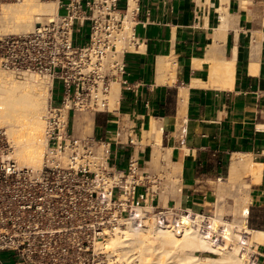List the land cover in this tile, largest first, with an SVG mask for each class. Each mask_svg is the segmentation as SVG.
<instances>
[{"label": "crops", "instance_id": "obj_1", "mask_svg": "<svg viewBox=\"0 0 264 264\" xmlns=\"http://www.w3.org/2000/svg\"><path fill=\"white\" fill-rule=\"evenodd\" d=\"M118 6L133 12L135 47L114 83L116 108L90 119L93 136L110 145L118 170L131 158L147 177L167 178L166 167L173 178L159 192V206L208 212L219 204L239 216L248 202L245 225L264 232V0ZM153 127L161 142L148 135ZM231 166L234 183L227 182ZM255 249L256 264H264V239Z\"/></svg>", "mask_w": 264, "mask_h": 264}, {"label": "built area", "instance_id": "obj_2", "mask_svg": "<svg viewBox=\"0 0 264 264\" xmlns=\"http://www.w3.org/2000/svg\"><path fill=\"white\" fill-rule=\"evenodd\" d=\"M21 1L0 0V14ZM39 1L54 3L56 14L29 34L0 35V69L52 82L40 170L17 163L0 126V264H119L106 251L111 234L149 224L180 229L184 217L203 235L222 238L226 226L213 229L211 211L159 206L166 176L143 175L133 158L118 170L110 145L93 136L91 121L106 112L135 47L130 8L121 10L119 0ZM255 250L245 251L248 264H256Z\"/></svg>", "mask_w": 264, "mask_h": 264}, {"label": "bare ground", "instance_id": "obj_3", "mask_svg": "<svg viewBox=\"0 0 264 264\" xmlns=\"http://www.w3.org/2000/svg\"><path fill=\"white\" fill-rule=\"evenodd\" d=\"M56 12L54 3L39 0L4 5L0 14V35L29 34L41 21L51 18ZM14 74L0 69V126L7 129L17 163L23 168L40 170L47 151L44 116L50 106L52 82L47 77L39 80L34 73H24L25 78L18 81ZM118 87L113 84L107 96L108 111L117 106ZM152 129L153 132L148 135L152 136L155 132L161 142L162 133L154 127ZM231 168L233 172L227 181L229 183L236 178L235 169ZM245 188L248 189V186ZM244 204L243 207L239 205L242 210L239 214L235 213L239 217L234 222L224 220L223 211L217 206L219 211L213 216L212 228L226 226L219 240L203 235L189 218L184 217L180 229L149 224L116 231L106 240V251L119 264H248L245 251H251V247L262 242L264 232L253 231L245 225L249 207Z\"/></svg>", "mask_w": 264, "mask_h": 264}, {"label": "rangeland", "instance_id": "obj_4", "mask_svg": "<svg viewBox=\"0 0 264 264\" xmlns=\"http://www.w3.org/2000/svg\"><path fill=\"white\" fill-rule=\"evenodd\" d=\"M84 33H85V31H84ZM86 34H88V30H87V32H86ZM83 41V40H82ZM77 43H82V42H80V41H77ZM2 70V69H1ZM4 71V70H3ZM6 72H8V71H6ZM15 75V78L18 80V81H21V80H23L24 78H25V74L23 75V76H21V77H18L16 74H14ZM29 75H32V73L31 74H29ZM33 75H36V74H33ZM36 78L37 79H39V80H42L44 77H39L38 75H36ZM60 96H61V91L60 90H56L55 91V99L58 101L59 99H60ZM2 127V126H1ZM3 128H5V127H3ZM6 129V128H5ZM6 131H7V129H6ZM10 139V138H9ZM11 141V140H10ZM160 170H162V171H164L165 172V174L167 175V180H168V183L172 180V178H173V176H172V174H170L169 172H168V170L166 169V167H162V169H160ZM142 171H144V170H142ZM147 172V171H146ZM160 172L159 171H157L156 172V174H159ZM143 175H145L144 173H143ZM161 175V174H160ZM235 181V180H234ZM234 181H232V182H230V183H234ZM172 184V183H171ZM172 186V185H171ZM176 186V185H175ZM174 186V187H175ZM167 206V205H166ZM217 206H219L220 207V205L219 204H217ZM217 206L216 207H214V208H212V209H210V211H211V214H212V216H214V214L216 215L217 213H218V211L219 210H217V209H219V208H217ZM177 208H179L178 206H177ZM225 208H227L226 206L225 207H223V208H221L220 210H222L223 211V213H222V216H223V218H224V220H227V221H229V222H234V221H238V217L239 216H228V211H227V209H225ZM206 255H208V254H206ZM3 258H6L5 256H2ZM6 264H10V263H6ZM11 264H13V262H11Z\"/></svg>", "mask_w": 264, "mask_h": 264}]
</instances>
